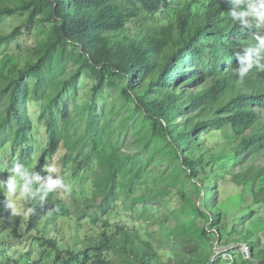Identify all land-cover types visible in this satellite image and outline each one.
I'll list each match as a JSON object with an SVG mask.
<instances>
[{
  "label": "trees",
  "instance_id": "trees-1",
  "mask_svg": "<svg viewBox=\"0 0 264 264\" xmlns=\"http://www.w3.org/2000/svg\"><path fill=\"white\" fill-rule=\"evenodd\" d=\"M229 7V0H0V21L26 18L0 34V46L42 31L15 66L9 61L0 68V147L11 143L16 158L31 144L28 103H36L48 136L36 170L45 174L41 166L63 150L58 157L72 170L69 180L92 174L91 188L77 194L85 207L94 205L77 213L49 195L43 206L28 205L35 209L29 216L13 217L0 204V264H19L4 252L13 241L35 243L37 264H221V255L211 259L199 248L212 239L227 245L231 236L251 254L233 264H264V246L252 231L257 225L245 227L241 218L228 230L218 205L220 195H233H226L219 179L244 190L258 183L257 193L264 191V164L247 162L264 160V71L254 68L243 83L234 75L236 54L255 44L256 30L233 25ZM120 80L118 96L131 108L121 124L140 116L152 136L164 139L172 161H180L169 177L172 188L164 189L178 203L169 201L161 214L149 202L152 192L138 156L124 153L96 115V96L104 97ZM83 83L88 88L82 92L94 100L86 103L88 123L79 132L70 99L82 103ZM31 156L30 150L20 163ZM188 182L198 203L187 197ZM234 194L241 198L242 191ZM58 216L75 219L73 245L64 243ZM149 222L161 225L160 239L151 240ZM159 230L152 232L158 236Z\"/></svg>",
  "mask_w": 264,
  "mask_h": 264
},
{
  "label": "rangeland",
  "instance_id": "rangeland-1",
  "mask_svg": "<svg viewBox=\"0 0 264 264\" xmlns=\"http://www.w3.org/2000/svg\"><path fill=\"white\" fill-rule=\"evenodd\" d=\"M25 19L26 18L20 14L5 16L4 20L0 21V34L10 32L15 25L24 22ZM40 33H42V31H39L38 28H35L29 36L24 35L10 44L5 43L0 46V68L5 67L6 63L9 61H13L12 67L15 66V64L19 62L18 58L23 57L24 52L29 49L30 43L37 41L40 38ZM123 82V80H120V86L113 90L106 91L104 93V97H106V99L102 95L96 96L98 103L94 102L93 105L96 106V115L101 123L107 128L109 137L118 141L124 153L135 154L138 156V164L143 167L142 169L145 171V177L149 183V190L152 192L150 195L153 198L150 199L149 202L153 203L156 211L158 209V213L161 214L162 211L167 210L169 201L172 200L173 204L178 203L177 199L172 198L169 200L168 198L170 197H166L167 193L164 192V189L172 188V183L169 180V177L175 174L177 169H180V161L176 158L174 162L172 161V158L169 156V154L163 150L165 143L164 139L152 136L149 130L150 125L145 123L140 116L130 119V121L125 126L121 124V120L129 114L131 109L130 106H124L123 99L118 96ZM86 88H88V83H83L80 91L78 92L81 94L80 96L84 98L82 103H77L73 99H70L73 120H75V128H77L76 130L79 132H83L88 123V108L86 107V103H92L94 100V97L91 93L82 92V90H85ZM40 110V106L36 103L32 101L28 103V111L34 124L31 144L22 148L18 156L14 158L12 144L7 143L5 146L0 147V160L8 159L9 161L18 160L21 162L25 153L31 150L32 156L31 158H27L24 164L32 165L34 163H38L42 149L46 146L48 141L45 124L39 119ZM63 153V150L59 151L52 164H55L60 169V174L65 178V182L71 185V190L66 193H53L50 195H52L55 200L62 201L71 211L81 213V210L83 209V211L85 210L87 212H91L94 209V205L85 207V202L83 201L84 197H81L80 194L77 193L80 192L79 190L82 187L91 188V181L93 180L92 174L88 177L89 179H77L75 181L69 180V178L72 176V170L64 168L61 162H59L58 156ZM247 162L256 163L257 165L264 164L263 159H256L254 162L248 160ZM235 168L239 169V166H236ZM44 175L45 174H43L42 177ZM217 184L222 186L224 190H226V193L228 192L226 195H235L234 193L237 194L238 192L242 191L241 198L238 196L234 198L233 195H231L229 198H226L224 195H220V198L223 200L218 202V205L224 212V219L229 223V227L227 229L229 230L231 226L237 224L241 218L244 219L243 221L245 227H250V223H255L257 225V229H255L256 231H252L254 234H258L259 246L263 247L264 202H257L256 198H258V200H264V191L257 193L258 183L252 184V190L248 189V187H250L249 185L244 190V187L236 186L234 182L229 179H219L217 180ZM159 190L163 191V193L158 194ZM185 190L190 201L198 203L199 196L195 191V185L193 182H188L185 185ZM60 196L62 198H60ZM57 220L59 224L58 227H61V232L65 233L64 243L66 245H73L74 243L71 242V239L75 231L71 229L70 226L76 225L74 221L75 219L72 217L58 216ZM173 221L174 216H171V218H169V222ZM200 223L201 225L205 224L203 221ZM84 225V228L88 227L90 229V226L86 220H84ZM148 225V230L150 231L149 236L151 240L155 241L160 239L161 230L159 229L161 225L153 224L151 222H149ZM167 229L168 228H165L162 233L165 234ZM152 230H159V232H157L158 236L154 234ZM183 236L180 238L182 239ZM231 237H229V245H220L219 239H216L215 241L212 239V241L203 242L201 248L199 249L202 254H205L211 259L215 256L221 255L224 259L221 264H233L232 261H235V257H239V255L243 256V258H251L248 247L242 243L235 244L234 241L231 240ZM34 245L35 243L29 241H13L4 252H6L7 258H11L12 260L21 259L19 264H25V255H30L28 264H37V260L40 259V256L38 253H36L35 247H33ZM28 251H30V253H28ZM231 251H233V253ZM261 261V259L255 260V262L258 264H262ZM11 262L12 264H16L14 261Z\"/></svg>",
  "mask_w": 264,
  "mask_h": 264
},
{
  "label": "clouds",
  "instance_id": "clouds-1",
  "mask_svg": "<svg viewBox=\"0 0 264 264\" xmlns=\"http://www.w3.org/2000/svg\"><path fill=\"white\" fill-rule=\"evenodd\" d=\"M228 18L233 25H240L253 31L255 44L237 53L238 67L233 68L240 83L257 69L264 71V0H229ZM37 163L25 165L18 160H0V173L7 172L6 178H0V204L13 217H27L35 209L29 204L43 206L50 194L66 193L71 185L65 182L60 169L46 162L41 166L45 175L36 170Z\"/></svg>",
  "mask_w": 264,
  "mask_h": 264
},
{
  "label": "water",
  "instance_id": "water-1",
  "mask_svg": "<svg viewBox=\"0 0 264 264\" xmlns=\"http://www.w3.org/2000/svg\"><path fill=\"white\" fill-rule=\"evenodd\" d=\"M218 240V239H217Z\"/></svg>",
  "mask_w": 264,
  "mask_h": 264
}]
</instances>
